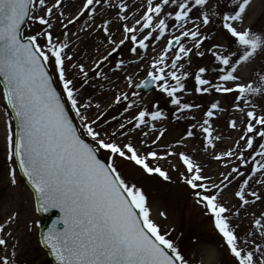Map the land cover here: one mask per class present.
<instances>
[{"label": "snow or ice", "instance_id": "snow-or-ice-1", "mask_svg": "<svg viewBox=\"0 0 264 264\" xmlns=\"http://www.w3.org/2000/svg\"><path fill=\"white\" fill-rule=\"evenodd\" d=\"M228 2L232 7L221 10L218 2L210 7V0H146L142 10L129 11L127 0H82L72 14L66 13L65 0H0L3 98L18 121L15 134L11 133V123L8 125V159L18 161L35 190L36 210L58 209L62 214L43 237L58 264H188L177 244L151 217L143 189L126 181L115 163L117 157L130 160L148 174L171 180L166 169L150 163L169 156L178 157L184 166V182L206 214L213 217L236 264H264V211L252 221L250 232L238 233L239 225L233 223L242 211L264 202V180L255 179L258 175L264 177V109L258 111L255 100L264 98V71L249 80L239 71L258 52H264V35L242 27L251 0ZM103 4L109 10L115 9L121 21L119 40L112 35L110 11L97 21V14L106 11ZM85 16L87 21L80 31L102 32L110 46L90 66L80 62L68 39L69 25ZM217 19L233 38L236 49L229 51L218 44L199 51L201 57L211 52L218 62L215 76L209 75L208 66L194 72L187 70L185 58L210 39L202 28ZM54 20L61 25L59 35L53 31ZM27 21H31L29 27L37 23L42 27L25 34ZM72 35L80 39L79 33ZM159 40L165 44L149 59L145 77L139 82L135 79L137 73L127 74L128 60L121 58L114 63L111 71L125 72L128 91L117 90L108 106L123 105V113L129 115L116 130H107L102 102L88 90L101 80L110 81L103 66L122 46L128 47L136 62H142ZM190 77L194 81L191 88L187 86ZM54 81L59 82V90ZM153 88L168 98L176 119L183 115L194 121L174 144L160 143L167 129L158 127V122L168 117L160 102L155 101L151 109L141 106L139 90ZM193 93L210 97L234 94L232 107L245 115L243 122L238 123L236 118L228 121L231 129L241 130L239 139L214 155L225 169L219 174V182L204 174L192 154L176 149V145H185L188 138L198 135L203 137L205 150L216 149L222 140L215 126L216 119L226 111L221 99H212L197 120L193 110L204 106L185 99ZM132 130L145 138L141 144L146 150L131 140L119 142ZM153 134L154 138L149 139ZM153 145L165 151L155 150ZM102 150L107 152L108 162L100 158ZM10 175L15 184V168ZM234 182L237 190L233 195L239 207H229L222 199V193ZM255 183L260 185V191L253 187ZM161 215L166 217V213ZM13 219L0 223V246L4 250L10 247L8 238L12 233L7 228ZM258 239L261 242L257 243ZM14 256L13 247L11 253L5 251L0 256V264H15Z\"/></svg>", "mask_w": 264, "mask_h": 264}, {"label": "rangeland", "instance_id": "rangeland-1", "mask_svg": "<svg viewBox=\"0 0 264 264\" xmlns=\"http://www.w3.org/2000/svg\"><path fill=\"white\" fill-rule=\"evenodd\" d=\"M115 2L116 0H113V3ZM127 2L130 4L129 11H132L137 10L140 4H145L146 0H127ZM81 4L82 0H65L66 13L75 14ZM228 5L222 6L218 4L221 10H226L229 8ZM211 6L212 5H210V7ZM102 7L107 10L101 15H108V11L111 12L109 18L114 21V23L111 25L113 29L112 35L113 38L119 40L121 38V21L116 17L115 9L109 10L107 4H103ZM99 17L100 15L97 14L98 22ZM263 18L264 16L262 19ZM86 21L87 16L82 17L81 20L74 25H69L71 32L69 33L68 39L72 42L73 47H75L80 62L90 66L92 60L106 54L110 49V46L107 45V41L102 32H91L89 34H85L84 32L80 31L84 27ZM30 24L31 21H28L24 29L25 34L35 32L42 27L38 23L29 27ZM53 24L54 33L59 35L62 32L60 23L54 20ZM202 31L209 35L210 39L204 42V45L201 49L193 48L195 56L190 62H188L187 58H185V67L187 70L194 72L200 66H208L210 68L209 75L215 76L216 72L218 71V62L214 60L211 52L206 51L205 56L201 57L199 55V51L209 49L218 44L226 46L229 51H234L236 49V45L233 43V38L230 36V34H228L227 31L222 27L219 19H217L214 24L210 23L208 26L202 28ZM255 31L263 35L264 26L262 29L255 28ZM72 33H79L80 39L77 40L76 37L72 35ZM164 44V40L155 42L154 48L149 50L148 56L142 62H136L137 58L128 51V47L122 46L120 52L113 53L109 58V61L105 62L103 66L104 71L110 77V81L101 80L99 84H95L94 82L95 87L89 89L88 94L93 95L96 100L103 102L108 99L109 95L111 101L113 90L115 92L120 89L128 91L124 81L125 72H116L115 74L112 73L111 69L114 63L118 62L121 58L128 60L129 64L127 65V74L137 73L135 79L137 82H139L145 77V74L148 70L147 64L149 59L152 56L157 55ZM188 46H192L190 42ZM97 49H99V51H97ZM252 61L247 65H242L239 70L240 74L246 80L252 79L259 72L264 71V58L259 65H254ZM55 83L59 90V82L55 81ZM187 86L190 88L194 86V81L191 79V77L187 82ZM0 96L2 98L1 106L11 118L9 122L12 126L11 133L15 134V121L8 105L6 104V101L3 98V87L1 83ZM233 96L234 94H230L227 97H222L220 94H215V97H210L206 95L201 96L197 93L186 96V100L204 106L199 110H193V114L196 115L197 120L200 119L204 108L208 106L212 99H221V103L226 111L221 113L218 119H216L215 126L216 132L217 134L221 135L222 140L217 142L218 147L214 150H205L206 145L203 142V137L199 135L194 138H188L185 142V145H176L177 150H183L192 154L194 159H196L197 162L202 165L204 174L216 180L217 182H219L220 172L225 171V169L223 165L214 158L215 153L232 147L235 141L238 140L241 135V130L231 129L228 125V121L231 118H236L238 123L245 120L244 113L237 112L232 107ZM140 98L143 100L142 107L146 106L151 109L153 103L158 100L160 102V107L168 113V117L164 121L158 122V126L167 129L165 137L160 141L161 144H174L177 139L182 137L186 128L192 122H194L191 119H184L183 115L179 120L176 119L173 106L168 102V98H166L158 90H153L147 93L140 91ZM255 100L259 105L257 110L260 111L261 109H264V98L256 97ZM106 107L107 106L103 107L105 111L104 126L107 130L114 131L116 130L118 124L124 119V117L129 114L123 113V105H113L109 108ZM72 115L74 116L75 114L72 113ZM113 116L117 118L113 120ZM75 122L79 126V120L77 119ZM145 130L147 131L148 129ZM9 134L10 131L8 127V135ZM151 138H154V134L150 135L149 139ZM88 139L90 140V138ZM143 139L145 138L142 135L132 130L128 136L120 137L119 142L125 143L128 140H131L139 149L144 151L146 149L141 144ZM241 144H243V141H241ZM153 148L160 152L165 151L164 148L156 149V146L154 145ZM99 155L103 160L108 162L109 157L106 151L102 150ZM0 157V176L4 173L10 174L11 169H16V180L19 182L18 195L23 202V206L27 208L31 214V219H28L29 233L27 232L26 228L20 230L21 232L19 234L23 235L24 238V241L23 239L21 240L23 243L21 242L20 246L17 244L16 234L12 232L13 230L11 231V225L7 228V231L12 233V236L8 238V244L10 247L4 250L2 246H0V256H3L5 251L11 253L12 248L14 247L15 256L13 257V260L15 261V264H53L47 251L43 248L40 241L39 233L43 224V219L36 212L34 195L21 178L17 163L8 159L7 137L5 138L3 136L0 137ZM115 163L126 181L134 183L143 189L148 197V205L151 208V217L161 225V231L168 233L169 238L177 244L182 255H184L185 259L188 261V264H236L234 256L229 251L228 246L214 225L213 217L209 214H206L205 208L197 202L194 191L184 182L181 173H183L185 169L178 157L169 156L167 159L150 161V163L154 165L159 164L164 169H166L171 176V180H164L158 174H148L140 166L136 165L130 160L117 157ZM173 165H175V167H173ZM255 179L264 180V177H260L258 175ZM253 187L260 191V185L258 183L253 184ZM236 190L237 183L234 182L222 193V199L228 203L229 207L240 206L238 198L233 195ZM262 211H264V202H256L247 210L242 211L239 217L233 218V223L239 225L237 228L238 233L244 234L252 231V221L255 218H258ZM161 213H166V217L162 216ZM6 218H8V216L6 217L4 210H0V223L7 222ZM15 223H17V221ZM28 238L29 242H27ZM25 242L26 244H24ZM259 242L261 241L258 239L257 243ZM21 248H24V252L26 253L18 258L17 256L19 254L17 255V252Z\"/></svg>", "mask_w": 264, "mask_h": 264}, {"label": "bare ground", "instance_id": "bare-ground-1", "mask_svg": "<svg viewBox=\"0 0 264 264\" xmlns=\"http://www.w3.org/2000/svg\"><path fill=\"white\" fill-rule=\"evenodd\" d=\"M217 2L218 4L222 6H225V5L227 6L229 4L228 0H210V5L216 4ZM141 6L142 4L139 5L138 7L139 10H142ZM228 7L230 8L232 7V5L229 4ZM101 14L102 13H98V15H101ZM263 16H264V0H251V4L246 10L245 17H244V23L242 27L250 28L254 32H256L255 28L262 29L264 26V18L262 19ZM263 58H264V53L258 52L252 62L254 65L256 64L259 65L262 62ZM114 92L115 91L113 90L112 94H114ZM109 101H110V95L108 96V99L106 101L102 102V107L107 106L106 108H109L108 106ZM1 104H2V98L0 96V137L3 136L6 138L8 136V125H9L11 118L9 114L3 109ZM158 127H161V126H158ZM0 160H1V157H0ZM18 183H19L18 181L15 184L12 183L10 174L4 173L0 176V192H1L0 210H4V212L6 213V217L7 216L8 218L14 217L10 228H11V231L13 230L12 232L16 234L18 245L20 246L22 242L21 240L23 239L24 241L23 235L19 234L21 232L20 230H22L23 228H26L27 232L29 231V220L28 219H31L30 218L31 214H30V211L23 206V202L21 201L20 196L18 195L19 193ZM8 218H6L7 221H8ZM16 221L17 223H15ZM25 241H26V238H25ZM27 242H29V238ZM24 244H26V242ZM24 250H25L24 248H21L18 250L17 252V255L19 254L17 256L18 258L20 256H23L24 253H26L24 252Z\"/></svg>", "mask_w": 264, "mask_h": 264}, {"label": "water", "instance_id": "water-1", "mask_svg": "<svg viewBox=\"0 0 264 264\" xmlns=\"http://www.w3.org/2000/svg\"><path fill=\"white\" fill-rule=\"evenodd\" d=\"M28 22V21H27ZM26 22V24H27ZM188 60H190V58L188 57ZM0 82L2 83L3 87H4V82H3V78L0 77ZM145 92L151 90V89H143ZM11 109V108H10ZM14 117H15V113L14 111L11 109ZM16 120V118H15ZM16 127H17V132H18V121L16 120ZM18 162V161H17ZM19 165V164H18ZM20 169V168H19ZM20 172L23 176V178L25 179L26 183L29 185V187L33 190L34 194H35V190L31 187V185L29 184V182L27 181V178L24 176L22 170L20 169ZM35 197H36V204H37V196L35 194ZM37 207H38V204H37ZM39 214L41 215V217H43V219L45 220L44 221V224L42 226V229H41V232H40V237H41V240H42V243L44 245V247L47 249V251L49 252L54 264H58V262L55 260V257L53 255H51L50 253V249L49 247L43 242V237L44 235L47 233L48 229L52 226L53 222H55L56 220L59 219V217L62 215L60 213V211L58 209H52L51 211H48V212H43V211H38Z\"/></svg>", "mask_w": 264, "mask_h": 264}]
</instances>
